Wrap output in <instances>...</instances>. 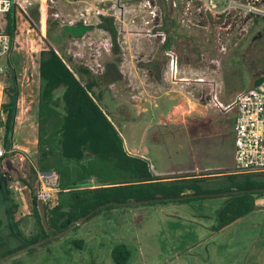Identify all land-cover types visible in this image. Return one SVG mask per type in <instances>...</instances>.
<instances>
[{
    "label": "rangeland",
    "instance_id": "obj_1",
    "mask_svg": "<svg viewBox=\"0 0 264 264\" xmlns=\"http://www.w3.org/2000/svg\"><path fill=\"white\" fill-rule=\"evenodd\" d=\"M208 1L127 0L116 11V53L112 37L100 27L102 17L99 20L97 15L100 10L115 17L113 0H25V27L15 33L10 54L0 59L7 68L0 78L4 120L2 106L9 101L14 73L19 88L13 135L5 138L1 126L7 145H21L14 147L20 160L10 172L22 188L19 196L12 191L19 205L17 218L40 188L32 171L38 169L39 58L41 51L50 48L64 51L94 75H101L109 63L116 62L122 78L101 88L102 107L125 148L146 155L153 176L157 171L176 175L196 164L218 167L212 174H236L231 132L234 115L216 107L213 96L218 94L222 103L229 104L249 90L257 77L264 76V17L247 13L250 0H232L227 11L229 0H213L214 10ZM256 6L264 9V0ZM84 18L92 29L73 39L68 32L70 23H81ZM10 20V15L2 16L3 30ZM173 28L191 34L193 41L183 37L187 44L171 49L178 59L177 73L170 71V58L159 36H169ZM62 95L63 89L55 95L60 107ZM149 133L152 137L148 138ZM199 138L204 139L200 144ZM55 155L58 157L57 152ZM54 166L62 169L59 160ZM74 178L66 175L63 181L70 183ZM225 193L188 202L141 201L105 208L65 236L0 264H118L112 253L119 246L127 250L124 264H264V195L256 196V211L220 230L217 213ZM53 199L56 202L58 196ZM5 248L0 246V259Z\"/></svg>",
    "mask_w": 264,
    "mask_h": 264
},
{
    "label": "trees",
    "instance_id": "obj_2",
    "mask_svg": "<svg viewBox=\"0 0 264 264\" xmlns=\"http://www.w3.org/2000/svg\"><path fill=\"white\" fill-rule=\"evenodd\" d=\"M13 12L14 8L8 13L11 20L6 30L12 40L16 31ZM100 27L110 33L113 49L119 52L114 17L102 16ZM91 29V26L78 23L69 26L68 32L71 37H81ZM39 75L42 86L37 107L38 170L60 173L59 191L54 195L58 196L57 203L52 204L54 197L45 203L51 235L67 229L91 212L94 213L90 218L105 208L111 210L147 200L188 202L211 197L205 195L232 192L222 196L225 201L217 213V229L220 230L257 210L256 196L264 195L260 190L264 189V174L231 173L212 180L194 176L163 180L153 176L148 161L128 155L112 118L102 107L101 88L122 78L116 62L109 63L101 75H94L89 68L75 64L64 51L50 48L40 52ZM263 81L264 76L257 77L251 88ZM59 89H63L62 107L55 98ZM18 99L19 88L11 85L9 101L2 106L6 120L0 123L5 128V138L14 133ZM57 160L62 165L61 170L55 169ZM32 171L37 176L34 168ZM66 175L75 178L70 183L63 181ZM61 195L66 196L59 198ZM181 197L186 198L178 199ZM111 202L117 204L108 205ZM31 204L37 229L28 237L21 229L22 221L16 220L19 205L9 189V179L0 170V246L11 241L21 242L18 247L7 250L4 256L49 237L35 193L31 196ZM79 243L75 245L79 246ZM126 251L124 246L114 249L112 254L116 263L124 264Z\"/></svg>",
    "mask_w": 264,
    "mask_h": 264
},
{
    "label": "built area",
    "instance_id": "obj_3",
    "mask_svg": "<svg viewBox=\"0 0 264 264\" xmlns=\"http://www.w3.org/2000/svg\"><path fill=\"white\" fill-rule=\"evenodd\" d=\"M127 0H113L112 9L115 11L114 19L118 18L116 11H121ZM259 0H250L246 6V11L252 16L264 17V9L257 8ZM25 0H0V21L3 15L10 13L14 7L19 6L24 10ZM212 10L217 8L213 0L208 1ZM234 2L229 0V5L225 11L230 10ZM99 20L102 16H108L106 13L98 10ZM116 21V20H115ZM101 22V21H100ZM83 25L90 26L87 19H82ZM73 25V22L70 23ZM76 25V24H74ZM119 33V32H118ZM165 41L166 35L159 34ZM12 50L11 37L2 29L0 25V59L8 56ZM166 56L170 58L169 68L172 73H177L178 59L173 51H166ZM7 72V68L0 64V78ZM180 81H183L180 79ZM212 101V91L210 92ZM218 94L213 96L214 105L226 114H233L234 124V169L236 174H256L264 172V81L247 91L241 92L235 99L224 104L219 100ZM4 121L0 115V123ZM0 124V170L1 173L9 179V189L16 191L19 188L17 176H12L16 161L20 160L16 148H8L1 137ZM39 178L40 188L34 193L38 201L44 203L51 200L59 189L60 175L58 172H40L34 168Z\"/></svg>",
    "mask_w": 264,
    "mask_h": 264
},
{
    "label": "crops",
    "instance_id": "obj_4",
    "mask_svg": "<svg viewBox=\"0 0 264 264\" xmlns=\"http://www.w3.org/2000/svg\"><path fill=\"white\" fill-rule=\"evenodd\" d=\"M20 1H22V0H20ZM176 7V6H175ZM225 8V7H224ZM30 12H33V11H31L30 10ZM32 14V13H31ZM12 17H14L15 18V21H16V31H15V33H17V30L18 29H20V26H24L25 27V24H24V15H23V13H22V9L19 7V6H16V7H14V12H13V14H12ZM173 17V16H172ZM41 18H42V16H41ZM174 21H176V25H178L179 26V23H178V21L176 20V17H175V19H174ZM72 26H74V25H70V27H72ZM171 26H172V24H171ZM171 30V32H170V34H169V36H167L166 37V39H165V41H162V47H166V49H165V52L166 51H170L171 49H175L176 47H180V45L182 44L183 46L184 45H186L187 44V42H185V40H184V38L183 37H186L187 38V40H188V42H193V41H191V39H192V36H191V34H189V33H187L186 31H182V30H180V29H176V28H173V29H170ZM88 32V31H87ZM73 39H76L77 37H72ZM190 40V41H189ZM14 41H15V37H14V39L12 40L11 39V43H12V50H13V48H14ZM208 42H210V39H208ZM168 46V47H167ZM182 47V46H181ZM11 50V51H12ZM183 50H185V52L187 51V49H183ZM183 56H185V55H183ZM173 114V111L171 110V111H169L168 113H166V115L168 116L167 117V119H170V116ZM160 118H161V120H160V122L161 123H163L164 121H165V114H162L161 116H160ZM110 119V118H109ZM111 120V119H110ZM234 124H235V121H234ZM231 132H232V135L234 136V125H233V128H232V130H231ZM149 137H152V135L150 136V133H149V136H148V138ZM202 141H204V139L202 140V139H198L197 140V143H199L200 144V142H202ZM37 146H38V139H37ZM12 147H21V145H13ZM12 147H9V148H12ZM124 148H125V144H124ZM125 150H126V152L128 153V155H130V156H133V157H139V158H143V159H145L146 161H148L149 162V160H148V158L146 157V155L145 156H143V155H138V153L136 152V151H130V150H128L127 148H125ZM212 159V158H211ZM211 165V166H210ZM210 165H204V164H196V166H194L193 167V169H188V170H184V171H181L179 174H176V175H169L168 173H166L165 171H157V172H154L155 174H154V176L156 177V176H159L161 179H163V180H168V179H173V178H181V177H191V176H194V177H204V178H207V179H209V180H212V178H214L215 176H224V175H227V174H225V173H221V174H212V169H214V170H218V167H212V164H210ZM214 166H216V165H214ZM222 169H224V167H222ZM221 170V169H220ZM59 175H60V173H59ZM174 176H176V177H174ZM157 178V177H156ZM214 179H216V178H214ZM90 182H92V184H93V186L95 185L94 184V182L93 181H90ZM95 187V186H94ZM22 188H21V184H19V188L16 190V191H14L15 193H17L16 195H20V193H21V190ZM58 191H59V189H58ZM57 191V192H58ZM35 192V191H34ZM209 196H211V195H209ZM30 201H31V199H30ZM57 203V201L56 202H54V199H53V201H52V204H56ZM130 205V204H129ZM257 205V209H258V204H256ZM23 214L20 216V218H17L16 217V220L17 221H23V219H25V218H27L28 219V221H30L32 218H35L34 216H33V209H32V204H31V202L30 203H28V205H25L24 207H23ZM36 219V218H35ZM89 219V218H88ZM27 228H28V226H27ZM21 229H22V231H23V233H25L26 234V236H28L27 235V229H24L22 226H21ZM36 229H37V222H35V231H36ZM36 233V232H35ZM56 240V239H55ZM16 244H12V243H10V244H7L6 245V248H5V250H10V249H12V248H15V247H18L19 245H21V242H18V241H14ZM23 249V248H22ZM21 250V249H20ZM18 251V250H17ZM16 252V251H15ZM14 253V252H13ZM11 254V253H10Z\"/></svg>",
    "mask_w": 264,
    "mask_h": 264
},
{
    "label": "water",
    "instance_id": "obj_5",
    "mask_svg": "<svg viewBox=\"0 0 264 264\" xmlns=\"http://www.w3.org/2000/svg\"><path fill=\"white\" fill-rule=\"evenodd\" d=\"M260 190L261 191H264V189H260ZM249 191H245V192H249ZM253 191H255V190H253ZM230 193H232V192H226L225 194H230ZM210 195L215 196L216 194H210ZM205 196H209V195H205ZM192 197H194V196H192ZM185 198L186 197H181V198H178V199H181L182 200V199H185ZM161 200L162 199H158V200H147V201H142V202L152 203L154 201H161ZM131 203H129V204H131ZM135 203H137V202H135ZM116 204L117 203H115V202H111L108 205H116ZM38 208H39V212H40V215H41L42 223L45 226V228H46V230H47V232L49 234V237H47L45 239H42V240H40L38 242L32 243V244L28 245L27 247H25V248H23L21 250H18V251L14 252V253H11V254H9L7 256H4L3 258L0 259V262L3 261V260H6L8 258L17 256V255H20L22 253H25V252H27V251H29L31 249H34L36 247H39V246L45 244L47 242H50V241H53L55 239H58V238H61V237L65 236L66 234L70 233L75 228L79 227L84 222H86L88 220V218L91 217V215L94 213V212H91L90 214H88V215H86L84 217H81L77 222H75L73 225L69 226L67 229L59 232L58 234L51 235L50 229L48 228V225H47V217H46V212H45V203L43 201H38ZM35 222H36V219L35 218H32L30 221H28L27 218L23 219V221H22V227L24 229H27V235L28 236H32L35 233ZM27 226H28V228H27Z\"/></svg>",
    "mask_w": 264,
    "mask_h": 264
},
{
    "label": "flooded vegetation",
    "instance_id": "obj_6",
    "mask_svg": "<svg viewBox=\"0 0 264 264\" xmlns=\"http://www.w3.org/2000/svg\"><path fill=\"white\" fill-rule=\"evenodd\" d=\"M13 85H15L16 87H18L15 78H13ZM4 121H5V120H4ZM35 232H36V231H35ZM34 234H35V233H34ZM34 234H33V235H34ZM28 237H30V236H28ZM8 255H9V254H8ZM6 256H7V255H6Z\"/></svg>",
    "mask_w": 264,
    "mask_h": 264
},
{
    "label": "bare ground",
    "instance_id": "obj_7",
    "mask_svg": "<svg viewBox=\"0 0 264 264\" xmlns=\"http://www.w3.org/2000/svg\"><path fill=\"white\" fill-rule=\"evenodd\" d=\"M0 95H1V93H0Z\"/></svg>",
    "mask_w": 264,
    "mask_h": 264
}]
</instances>
